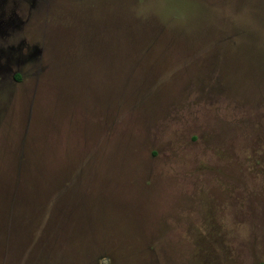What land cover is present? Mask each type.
Wrapping results in <instances>:
<instances>
[{
	"label": "rangeland",
	"instance_id": "1",
	"mask_svg": "<svg viewBox=\"0 0 264 264\" xmlns=\"http://www.w3.org/2000/svg\"><path fill=\"white\" fill-rule=\"evenodd\" d=\"M0 264H264V0H0Z\"/></svg>",
	"mask_w": 264,
	"mask_h": 264
},
{
	"label": "clouds",
	"instance_id": "2",
	"mask_svg": "<svg viewBox=\"0 0 264 264\" xmlns=\"http://www.w3.org/2000/svg\"><path fill=\"white\" fill-rule=\"evenodd\" d=\"M141 15H143V13H141Z\"/></svg>",
	"mask_w": 264,
	"mask_h": 264
}]
</instances>
